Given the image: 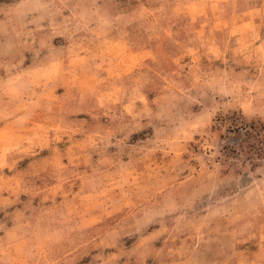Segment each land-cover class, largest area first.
Instances as JSON below:
<instances>
[{"label": "rangeland", "instance_id": "1", "mask_svg": "<svg viewBox=\"0 0 264 264\" xmlns=\"http://www.w3.org/2000/svg\"><path fill=\"white\" fill-rule=\"evenodd\" d=\"M0 264H264V0H0Z\"/></svg>", "mask_w": 264, "mask_h": 264}]
</instances>
